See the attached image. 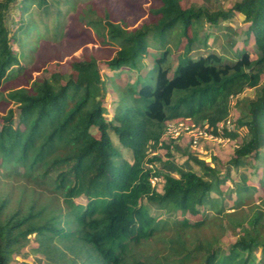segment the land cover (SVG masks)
<instances>
[{
	"label": "trees",
	"instance_id": "1",
	"mask_svg": "<svg viewBox=\"0 0 264 264\" xmlns=\"http://www.w3.org/2000/svg\"><path fill=\"white\" fill-rule=\"evenodd\" d=\"M50 5V0H0V88L30 68L18 66L14 73L19 57L12 47L34 43L38 28L30 7ZM14 6L22 22L12 30L8 14ZM150 11L152 20L137 28L108 16L92 21L103 42L116 46L112 54L74 58L72 72L29 77L2 96L0 166L23 177L0 193V264H11L27 247L58 264H264V189L239 186L233 211H227L213 159H195L204 170L200 174L156 153L164 147L171 155L161 140L167 121L193 118L215 126L229 116L230 97L259 87L237 121L250 137L234 148L229 163L264 164V0H241L216 11L153 0ZM234 12L248 24L256 57L247 50L233 61L214 52L192 57L196 22L204 18L216 25ZM177 30L186 46L173 67L169 38ZM151 48L160 53L144 75L122 86L110 74L118 100L108 119L106 72L137 68ZM158 162L174 165V172L159 169ZM154 176L163 178L161 190L152 185ZM247 194L261 202L245 209ZM207 208L215 212L213 220ZM199 215L203 220H187ZM227 230L236 238L223 250Z\"/></svg>",
	"mask_w": 264,
	"mask_h": 264
},
{
	"label": "rangeland",
	"instance_id": "2",
	"mask_svg": "<svg viewBox=\"0 0 264 264\" xmlns=\"http://www.w3.org/2000/svg\"><path fill=\"white\" fill-rule=\"evenodd\" d=\"M241 0H181L183 7L202 6L210 11L219 9H229L236 2ZM51 5L44 9L37 6L30 7V15L35 20L38 28L37 35L32 37L29 46H22L20 43L12 45L19 57V65L14 67V73H17L18 66L27 69L26 74H19L10 78L0 88V115L6 112V105L3 103V97L9 89L25 85L29 77L49 76L55 70H61L62 73L72 72L71 64L74 58L84 57L90 54H96L99 58L101 55H110L116 49L113 44L103 42L99 37L98 31L93 27L94 20L108 18L124 24L130 28H137L143 22L152 20L150 7L153 0H50ZM19 7L14 6L8 14L9 26L12 30L21 24L19 17ZM29 17V16H28ZM59 26V30L56 28ZM197 40L191 51V56L197 58L201 55H207L211 52L222 55L225 60H235L244 50L250 52L256 57V47L254 38L248 37L246 30L248 24L244 16L239 12H234L227 20H220L218 24L211 25L206 19H199L196 24ZM103 26L101 31H103ZM193 30V29H192ZM190 29L189 36L193 32ZM179 32L175 31L170 40V46L173 51L171 62L173 67L177 64L178 58L183 54L186 46V39L180 37ZM206 40V44L204 41ZM179 42V44H178ZM177 44L179 49H176ZM160 50L151 48L148 55L139 61L137 68H121L118 72H106L107 93L104 103L107 108L106 117L111 119L116 111L118 92L113 89L110 80V74L115 73L113 79L116 83L125 86L129 81L138 75H144L148 68L152 66L155 58L159 56ZM101 59V58H99ZM259 87L247 88L239 96H232L229 99L230 113L229 118L232 126L228 125L232 131L236 132L235 137H229L223 128H218L216 139H202L198 146H193L189 141V136H181L179 139L171 140L163 137L162 140L169 144L171 155L168 156L164 147L157 149L158 155L163 160L173 162L174 165L180 166L183 170H195L200 174L204 173L203 168L195 161L196 158H204L211 161L216 166L219 176L222 178L223 205L225 210L233 211V200L236 199V190L239 186H251L255 183L258 188L264 189V164L263 161L246 160L236 168L231 166L229 159L232 157L234 148L243 141L248 140L250 134L245 126H237V121L242 113L247 111L248 100L258 95ZM3 96V97H2ZM188 122H196L193 118H181ZM18 120V116L16 117ZM235 126V127H234ZM228 131V129L226 128ZM117 143L116 137L112 136ZM123 153L127 159H131L126 150ZM150 155H153L151 153ZM172 165V166H174ZM260 165H262L260 167ZM165 162H158L157 167L166 171H173L174 168ZM261 169V170H260ZM19 170H22L20 167ZM228 172V173H227ZM6 166H0V193L9 190L12 183L20 184L23 177L21 174L10 173ZM227 173V174H226ZM14 178V179H13ZM20 179V180H18ZM158 190H161L163 178L160 177L154 183ZM246 194V193H245ZM247 194L245 198L246 208L254 206L261 202L256 194ZM212 197H217L215 192L211 193ZM84 201L83 199H80ZM206 214L212 220L216 217L215 212L206 209ZM187 220H203V215L196 217L188 216ZM236 238L233 230H227V234L220 240L223 250H226L229 243ZM262 248L255 251L256 258H260ZM11 264H58L56 261L46 258L43 255L34 253L30 248L23 249L20 253L14 254Z\"/></svg>",
	"mask_w": 264,
	"mask_h": 264
},
{
	"label": "built area",
	"instance_id": "3",
	"mask_svg": "<svg viewBox=\"0 0 264 264\" xmlns=\"http://www.w3.org/2000/svg\"><path fill=\"white\" fill-rule=\"evenodd\" d=\"M228 125L232 126V122L229 117L225 118L222 121H219L215 126L210 125L206 120L202 124H196L194 122H188L182 119H174L166 122L162 138L168 137L169 139H179L181 136H189V141L193 146L196 147L200 144V141L202 139H216L215 135H218L219 127L223 128L226 133L234 132L233 129L231 131ZM226 128L228 129V131L226 130ZM159 179L160 177L158 176L152 177V185L155 186L154 183Z\"/></svg>",
	"mask_w": 264,
	"mask_h": 264
}]
</instances>
